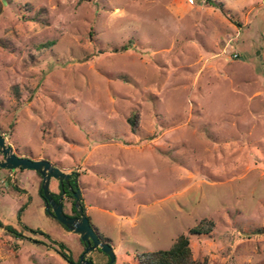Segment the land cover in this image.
Masks as SVG:
<instances>
[{
  "label": "rangeland",
  "instance_id": "rangeland-1",
  "mask_svg": "<svg viewBox=\"0 0 264 264\" xmlns=\"http://www.w3.org/2000/svg\"><path fill=\"white\" fill-rule=\"evenodd\" d=\"M217 1L233 15L207 0L2 5L0 130L20 156L74 174L112 264L169 248L202 218L215 225L188 234L193 258L264 264V0ZM41 180L0 171V221L41 231L0 226V264H70L59 243L75 263L84 251L46 213Z\"/></svg>",
  "mask_w": 264,
  "mask_h": 264
},
{
  "label": "water",
  "instance_id": "water-1",
  "mask_svg": "<svg viewBox=\"0 0 264 264\" xmlns=\"http://www.w3.org/2000/svg\"><path fill=\"white\" fill-rule=\"evenodd\" d=\"M0 153L3 159L0 158V168L7 169L14 172L16 169L33 170L41 176V194L45 199V211L53 219L57 220L69 231H72L80 236L82 243L85 245L84 251L79 257L78 263L68 261L70 264H93L89 259L91 252L99 248L105 253L109 260L104 264H112L115 259V254L112 245L108 242L102 241L92 227L89 218L86 214L83 205L81 204L80 190L73 189L70 184L71 173H65L60 168L52 164L46 159H31L28 156H20L14 152L10 145H7L4 137L0 134ZM51 179L59 181L62 192L56 201L53 193L50 190ZM67 184L69 190L72 192L75 200L74 206L76 208L77 216H69L63 210V195L64 187Z\"/></svg>",
  "mask_w": 264,
  "mask_h": 264
},
{
  "label": "trees",
  "instance_id": "trees-1",
  "mask_svg": "<svg viewBox=\"0 0 264 264\" xmlns=\"http://www.w3.org/2000/svg\"><path fill=\"white\" fill-rule=\"evenodd\" d=\"M9 1L10 0H0V12H1L2 5L5 4V3H8ZM207 1L210 4H212L213 6L224 10L225 13L228 14L229 16L233 15L232 13H230V11L225 9L223 2L217 1V0H207ZM34 18H38L42 23L44 22L42 19H40L37 16L34 17ZM128 42H131V40H129ZM126 46L127 45L125 44L121 48L122 49H126ZM15 94L18 95V91L17 90H15ZM137 119H138L137 113L131 114V116H129V118H128V121H129V123H130V125H131L133 130L136 127ZM72 178L75 179L74 174H72ZM71 186H72V188L74 190L78 188V185L76 184V182L74 180L71 181ZM65 189H66V191H65L66 195L64 196V198L66 200L70 201V203H71L70 209L73 212L72 214L77 216L76 208L74 206L75 198H74L72 192L67 189V186H65ZM41 192L42 191H41V186H40V195H41ZM60 193H61V191H59V193L56 194V195L53 194L55 200H57V197L60 195ZM41 197L43 198L42 195H41ZM82 205H83V203H82ZM59 224H61V223H59ZM214 225H215V222H214L213 219H211V218H202L195 226L191 227L188 230V234H194V235L208 234V233H210L212 231V229L214 228ZM0 226L2 228H4L11 236H13L14 238H18V239L24 238V234L22 233L24 231H29V232H32V233H41V231L39 229L32 228V227H30V226H28L26 224H21L20 228L17 229L15 227H11L9 225L3 224L0 221ZM63 227H65V226H63ZM95 231H96V229H95ZM97 234H98L99 238L102 241L108 242V243L110 242L108 239L103 238L99 233H97ZM188 234H184V233L179 234L174 239V241L172 242L170 247L167 248V249H157V250H152V251L140 252L135 257V263L136 264H207V260L206 259L200 261V260H197V259L193 258ZM80 242L82 243L81 239H80ZM58 246L60 248V252L63 255V257L67 261L73 262L72 255L70 253V249L67 247V245L64 244V243H59ZM84 247H85V245H84ZM95 251L106 256L105 263L109 260V257L105 253H103L99 248H96L95 250H93L91 252V255L89 256V259L92 262H93L92 253L95 252ZM78 261H79V259H78ZM73 263H75V262H73ZM93 264H95V263L93 262Z\"/></svg>",
  "mask_w": 264,
  "mask_h": 264
},
{
  "label": "flooded vegetation",
  "instance_id": "flooded-vegetation-1",
  "mask_svg": "<svg viewBox=\"0 0 264 264\" xmlns=\"http://www.w3.org/2000/svg\"><path fill=\"white\" fill-rule=\"evenodd\" d=\"M0 134L4 137V139H5V136H4V134H3V132L0 130ZM5 142H6V139H5ZM6 144L7 145H10L9 143H7L6 142ZM11 146V145H10ZM12 147V146H11ZM13 149V148H12ZM14 150V152L16 153V154H18L17 152H16V150L15 149H13ZM19 155V154H18ZM0 158H2L3 159V155L0 153ZM1 170H4V169H1L0 168V171ZM36 173V172H35ZM36 174H38V173H36ZM41 177V176H40ZM52 180V179H51ZM72 180H74L73 178H72V175H71V177H70V179H69V181H70V184H71V181ZM58 182V188H59V191H61L62 192V188H61V186H60V183H59V181H57ZM65 186H67V189L69 190V187H68V185L67 184H65L64 183V185H63V187H64V190L66 191V189H65ZM57 194V193H56ZM56 194H54V195H56ZM61 194V193H60ZM42 195V194H41ZM66 194H65V192H64V195H63V198H64V196H65ZM43 196V195H42ZM54 197V196H53ZM59 197V196H58ZM58 197H57V200H58ZM43 200H44V205H45V199H44V197L42 198ZM56 200V201H57ZM62 202H63V210H64V212L66 213V214H68L69 216H75V215H73L72 213V210L70 211V213H68V212H66V210H65V204H64V200H62ZM81 202H82V200H81ZM82 204V203H81ZM83 208H84V206H83ZM77 213V212H76ZM89 218V217H88ZM89 221H90V219H89ZM91 223V222H90ZM92 225V224H91ZM93 227V226H92ZM95 230V229H94ZM97 233V232H96ZM98 235V234H97ZM95 250V249H94Z\"/></svg>",
  "mask_w": 264,
  "mask_h": 264
}]
</instances>
